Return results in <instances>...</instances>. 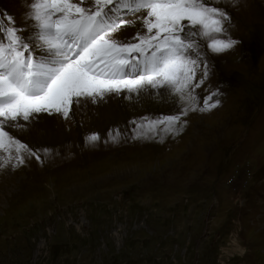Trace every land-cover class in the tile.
Here are the masks:
<instances>
[{"label": "rangeland", "instance_id": "rangeland-1", "mask_svg": "<svg viewBox=\"0 0 264 264\" xmlns=\"http://www.w3.org/2000/svg\"><path fill=\"white\" fill-rule=\"evenodd\" d=\"M214 6L231 18L215 38L238 43L197 33L191 99L124 91L59 134L11 130L36 155L0 149V264H264V0Z\"/></svg>", "mask_w": 264, "mask_h": 264}, {"label": "snow or ice", "instance_id": "snow-or-ice-1", "mask_svg": "<svg viewBox=\"0 0 264 264\" xmlns=\"http://www.w3.org/2000/svg\"><path fill=\"white\" fill-rule=\"evenodd\" d=\"M25 7L22 25L0 15V149L10 157L15 149L18 163L20 153L36 154L11 130H23L38 114L67 119L81 98L95 104L108 94L148 88H168L191 99L193 87L204 82L193 83L200 56L197 33L210 39L214 54L238 43L215 38L226 33L231 18L214 0H25ZM203 75H208L206 58ZM219 104V99L206 102L200 111ZM180 119L169 115L153 123L171 129Z\"/></svg>", "mask_w": 264, "mask_h": 264}, {"label": "bare ground", "instance_id": "bare-ground-1", "mask_svg": "<svg viewBox=\"0 0 264 264\" xmlns=\"http://www.w3.org/2000/svg\"><path fill=\"white\" fill-rule=\"evenodd\" d=\"M4 4L14 13L16 16L19 25L23 24V18L24 13L26 11L25 7V0H2ZM129 35L132 33V31L128 30ZM32 30H29L26 32V35H31ZM163 92H166L168 94V88H163ZM124 92V91H123ZM173 95V94H171ZM170 95V96H171ZM158 96L157 93L155 95H151V97H145L148 99L156 98ZM120 94H108L104 100L98 102V103H92L90 99H84L81 98V102L79 104L73 103L72 109L69 113V116L67 119H65L61 114L58 113H40L38 114L30 123L25 122L24 135H27V137H34L37 133L46 131L42 134H47L51 132H56L59 134L63 128L69 127L72 125V118L75 117L76 114H78L80 111H83V109L88 110L89 107V115H92L95 117V114L101 116L103 113L107 115H111L116 111V107L118 106ZM73 116V117H72ZM85 119V118H84ZM82 130V129H81ZM65 131V130H64ZM63 135V134H62ZM64 136V135H63ZM57 137V136H56ZM59 135L57 138H60ZM35 139V138H34ZM47 141V140H46ZM46 161V160H45Z\"/></svg>", "mask_w": 264, "mask_h": 264}]
</instances>
